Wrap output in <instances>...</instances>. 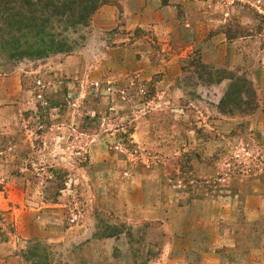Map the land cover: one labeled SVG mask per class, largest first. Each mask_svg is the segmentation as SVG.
I'll list each match as a JSON object with an SVG mask.
<instances>
[{"label":"rangeland","instance_id":"obj_1","mask_svg":"<svg viewBox=\"0 0 264 264\" xmlns=\"http://www.w3.org/2000/svg\"><path fill=\"white\" fill-rule=\"evenodd\" d=\"M75 1L0 48V264H264V0Z\"/></svg>","mask_w":264,"mask_h":264},{"label":"trees","instance_id":"obj_2","mask_svg":"<svg viewBox=\"0 0 264 264\" xmlns=\"http://www.w3.org/2000/svg\"><path fill=\"white\" fill-rule=\"evenodd\" d=\"M41 0H0V48L7 53L10 60L23 57L41 58L53 52L70 51L67 42L55 40V34L48 28L51 24L50 12L65 14L72 10V2H64L62 6ZM82 3V2H81ZM89 8L84 5L82 11ZM93 13L97 6L91 8ZM89 13V12H88ZM70 20L75 18L70 15ZM89 14L81 13L75 22L81 23ZM35 31V32H34ZM19 36L17 37V34ZM34 37L31 40V37ZM48 53V54H47Z\"/></svg>","mask_w":264,"mask_h":264}]
</instances>
